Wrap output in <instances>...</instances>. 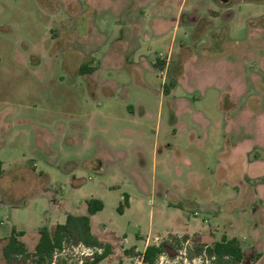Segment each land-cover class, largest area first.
Masks as SVG:
<instances>
[{
  "label": "rangeland",
  "instance_id": "rangeland-1",
  "mask_svg": "<svg viewBox=\"0 0 264 264\" xmlns=\"http://www.w3.org/2000/svg\"><path fill=\"white\" fill-rule=\"evenodd\" d=\"M0 161L49 177L0 204V236L32 245L96 198L106 264L148 236L165 264L199 263L224 235L264 264V0H0ZM4 243L0 264L32 263ZM74 246L55 264H78Z\"/></svg>",
  "mask_w": 264,
  "mask_h": 264
},
{
  "label": "trees",
  "instance_id": "trees-1",
  "mask_svg": "<svg viewBox=\"0 0 264 264\" xmlns=\"http://www.w3.org/2000/svg\"><path fill=\"white\" fill-rule=\"evenodd\" d=\"M48 183V175L43 171H37L35 166L5 170L3 162L0 161V194L4 203L14 207L21 206L24 198L45 190ZM23 186L25 188L32 187L34 191L23 192L21 189ZM124 201L128 202L127 196L124 197ZM86 203L88 214H68L66 221L58 224L53 233L47 228H40V237L34 252H29L25 242L21 239L25 232L19 231L16 226H13L8 242L3 247V255L6 261L11 263L15 258L25 256L31 259V264H44L47 260L52 261L55 252L69 246L72 241H76V244L82 243L87 246L103 248L102 253L96 254L93 263L106 258L112 253V248L109 244L101 242L92 233L90 224V215L102 210L104 203L96 198L89 199ZM165 248V242L147 246L144 253L147 263L157 264V260L165 252ZM197 250L199 254L206 252L209 257L215 256L217 264H240L244 258L240 241L226 235L220 241L200 245ZM259 256V253L255 254L254 259L259 258Z\"/></svg>",
  "mask_w": 264,
  "mask_h": 264
},
{
  "label": "crops",
  "instance_id": "crops-1",
  "mask_svg": "<svg viewBox=\"0 0 264 264\" xmlns=\"http://www.w3.org/2000/svg\"><path fill=\"white\" fill-rule=\"evenodd\" d=\"M160 146H161V144H160V142H159V140H158V138H156V140L154 141V143H153V148H152V154H151V156H152V160H153V162H154V164L158 161V159H159V156L162 154V152H160ZM143 162H144V165L145 166H147L148 164H149V162H148V160L145 158V156H144V154H143ZM36 167V166H35ZM36 170L37 171H43V170H40V169H38L37 167H36ZM44 172V171H43ZM46 173V172H45ZM47 174V173H46ZM48 175V174H47ZM46 189H49V183H48V187L46 188ZM45 189V190H46ZM34 196V195H33ZM0 204H7V203H4V202H2V200H1V194H0ZM8 205H10V204H8ZM10 206H12V205H10ZM12 207H14V206H12ZM19 207V206H18ZM88 214V213H87ZM75 215H84V213H78V214H75ZM93 215L94 214H91L90 215V224H91V230H92V233L101 241V242H103V243H106V244H109L110 246H111V248H112V253L110 254V255H108L106 258H104L103 260H101L100 262H97V263H93V262H91V263H89V264H106V261L107 262H109V263H111V261H112V258L113 257H115L116 256V253H117V251H116V249H115V247L113 246V244L110 242V241H108L106 238H103L102 236H100L96 231H95V229H94V226H93V221H92V218H93ZM60 224V223H59ZM6 225V223L5 222H3V221H0V227H2V226H5ZM57 226V225H56ZM56 226L52 229V230H50L52 233L54 232V230H55V228H56ZM16 227H17V230H19V231H24L25 233H24V235L23 236H21V239L25 242V244H26V246H27V248H28V251L29 252H34L35 251V248H36V245H37V243H38V241H39V237H40V234H39V237L35 240V242L34 243H32V245H29L28 243H27V241H26V236H27V231L26 230H23V229H21V228H19V226H17L16 225ZM13 228V227H12ZM12 228H11V230H9V231H7V233L6 234H4V236H0V241H5V243H4V246L6 245V243L8 242V238H9V236H10V234H11V231H12ZM40 230V229H39ZM183 236V235H182ZM198 236V235H197ZM199 237H201V236H199ZM161 242H163L162 240H160V239H155L154 241H152V239L148 236V237H146L145 239H144V245H143V249L142 250H140V249H138V248H133V249H126V248H124L123 246L121 247V250H122V253L126 256V258L128 259V260H131V261H133V264H136V258L137 257H143L144 258V253H145V250H146V248H147V246H149V245H159ZM213 242H215V241H213ZM212 243V242H211ZM210 243V244H211ZM257 253H259V258H257V259H254V260H256L257 262L260 260V258H261V251H256L255 253H254V255L255 254H257ZM121 257L122 256H120V260H121ZM244 259V258H243ZM108 263V264H109ZM243 263V260L240 262V264H242ZM120 264H125V261H123V260H121V263ZM140 264H148L147 263V261L145 260V258L140 262Z\"/></svg>",
  "mask_w": 264,
  "mask_h": 264
},
{
  "label": "built area",
  "instance_id": "built-area-1",
  "mask_svg": "<svg viewBox=\"0 0 264 264\" xmlns=\"http://www.w3.org/2000/svg\"><path fill=\"white\" fill-rule=\"evenodd\" d=\"M196 214V213H195ZM69 250V247H65L60 251H56L51 264H55V261L57 259V257L59 255L65 254L67 253V251ZM103 252V248L102 247H96V246H87L85 244L82 243H78L76 244V246H74V255L76 256V260L78 264H87L90 263L94 260L96 254H100ZM143 257H137L136 258V264H140V262L143 260ZM165 259V253L161 254L157 260V264H165L168 262V260H164ZM199 259V263H196V259H192V260H188L185 259V262L187 264H217L216 261V257H209L206 252H203L201 254V256L198 258Z\"/></svg>",
  "mask_w": 264,
  "mask_h": 264
},
{
  "label": "water",
  "instance_id": "water-1",
  "mask_svg": "<svg viewBox=\"0 0 264 264\" xmlns=\"http://www.w3.org/2000/svg\"><path fill=\"white\" fill-rule=\"evenodd\" d=\"M220 1H222V2H229L230 0H220Z\"/></svg>",
  "mask_w": 264,
  "mask_h": 264
}]
</instances>
